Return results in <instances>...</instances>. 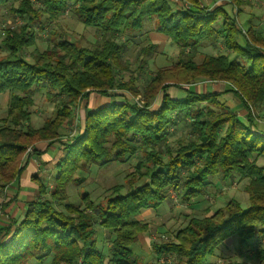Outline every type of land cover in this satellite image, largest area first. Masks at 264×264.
<instances>
[{
    "label": "trees",
    "instance_id": "16d2710c",
    "mask_svg": "<svg viewBox=\"0 0 264 264\" xmlns=\"http://www.w3.org/2000/svg\"><path fill=\"white\" fill-rule=\"evenodd\" d=\"M10 1L0 0V6H10V17L22 23L3 29L0 42L5 52L0 57V94L9 93L0 121V189L18 180L24 157L31 152L39 155L37 143L59 142L62 154L49 181L33 177L37 195L25 205L22 217L0 223V264L48 258L49 264H106L95 226L113 235L108 250L111 264H143L130 246L148 226L132 217L157 209L168 199L169 190L178 192L182 202H191L206 194L211 179L230 183L234 176L247 182L246 210L230 199L209 216L191 217L173 242L153 244L152 250L179 264H208L221 246L234 239L244 252L255 247L254 264H264V165L258 164L264 158V128L257 129V117L251 112L264 110L263 32L253 28L242 32L234 18L220 8L208 11L200 0H12V5ZM228 1L237 11L250 4V0ZM67 10L85 28L98 31L101 43L82 48L50 33L54 40L40 50L37 30ZM145 18L155 19L158 31L180 48L183 58L169 69H158L140 91L135 76L118 78L119 72L129 70V63L116 36L141 30ZM210 42L221 43L226 53L203 55L196 62L198 49ZM155 47L149 41L141 52L147 55ZM30 48L27 61L24 53ZM201 81L227 83L246 118L226 108L215 93L186 89L183 97L169 94ZM42 83L54 110L35 129L29 125L31 92ZM115 91L140 99L86 112L84 126L60 139V130L73 119V109L82 100L92 93L110 97ZM135 155L139 160L121 185L107 190L104 204L83 193L78 205L56 209L66 200L69 184L85 181L81 171L124 163ZM11 204L8 199L1 211L6 213Z\"/></svg>",
    "mask_w": 264,
    "mask_h": 264
},
{
    "label": "rangeland",
    "instance_id": "374dc122",
    "mask_svg": "<svg viewBox=\"0 0 264 264\" xmlns=\"http://www.w3.org/2000/svg\"><path fill=\"white\" fill-rule=\"evenodd\" d=\"M12 0L9 2L12 5ZM257 6V5H256ZM10 6H0V42L3 37V29L8 27H17L20 25V19L17 17L11 18L9 15ZM175 7V6H173ZM253 7V5H251ZM259 8V7H257ZM252 9V8H251ZM250 8L242 9L241 14L238 16L239 26L242 29H246L250 26L257 27V16L252 19L249 23H245L247 13L251 10ZM254 12L258 11L256 8L252 9ZM261 10V9H260ZM260 17H258L259 20ZM22 23V22H21ZM39 33V41L37 43L38 48L43 50L46 48L48 43H52L54 39H67L70 42H74L78 47L89 48L91 46L100 44L102 36L98 31L92 28H85L80 21L70 13L69 10L64 12V15L58 18L56 22L50 23L48 26H44L42 30H37ZM50 33H54L56 37L54 39L50 36ZM157 26H155L154 18H145L143 20L142 29L135 32H126L116 36L117 41L124 44L123 59L129 63L128 71L119 72V79L122 81L127 80L130 76L137 78V85L140 91L143 90L148 80L155 74L158 69H169L175 65L183 56L180 53V48L171 43L169 40L162 43L161 39H152V35L158 34ZM49 37V41H45ZM58 41L55 40L54 43ZM156 44L154 51H150L149 54H142V50L148 49V42ZM238 42L243 44V39L240 37ZM198 49L195 61L199 62L203 55L209 54L208 49ZM33 48L28 49L24 53V57L29 61V53ZM219 53L216 52V54ZM5 55L4 49L0 44V57ZM231 59H234V55H230ZM217 82H206L201 81L196 83L194 86L186 87L182 86L179 90V96L184 94L186 89L199 90L201 85H207V92L210 93V85H216ZM196 86V87H195ZM46 84L42 83L38 87L32 89V97L34 100V106L31 109L32 115L29 125L32 128H39L43 121L50 118L53 115L54 105L47 102L44 95L46 92ZM216 88V87H215ZM175 90H171L173 93ZM177 94V92H176ZM9 93L6 92L0 95V121L5 117L6 103L4 99L8 98ZM178 95V94H177ZM138 102L140 97L131 98L129 101ZM106 103V102H105ZM104 103V104H105ZM111 104V103H110ZM80 105V104H79ZM205 103L199 104V107H203ZM142 107V106H140ZM259 108L252 109V114L257 117V122L264 116L258 115ZM80 107L73 109V123H70L65 130H63L64 138H69L77 132V124L79 119ZM76 115V116H75ZM81 116V115H80ZM76 118L77 121H76ZM263 121V120H261ZM1 125V124H0ZM25 127V125H24ZM182 129L181 131H183ZM180 130L177 131L181 134ZM31 151V149H29ZM51 152V151H50ZM52 153H48L51 156ZM139 155H135L124 163H113L105 168L99 169L97 166H90L79 173L81 176H85V181L81 185L69 184L66 187L67 198L60 206H56V209L62 211V205L73 204L78 205L80 203L81 194L87 193L90 198L96 204H104L105 195L108 193L107 190L115 185H121L125 175L132 171L133 166L139 160ZM258 164L264 165V158L258 161ZM55 174V172H54ZM83 174V175H82ZM47 181L50 179V174L44 176ZM46 179L44 182H46ZM247 182L240 179L238 176H234L230 183H226L220 180L219 177L211 179V185L206 189V194L201 198H196L191 202H182L180 194L175 190L168 191V199L165 200L159 208L156 210L149 209L142 211L139 215L132 217V220H139L143 217L145 223L148 226V230L143 234V238L140 242L144 245L146 240L150 243L148 247L141 245L139 252L141 256H144L145 264H179L172 256H157L153 252V244L170 243L174 241L175 233L186 226L191 217L202 218L206 215L212 214L218 208L225 205L230 199H235L239 202L241 208L246 210L248 208V197L243 191V187ZM0 199H2L0 194ZM48 199V197L46 198ZM148 212V213H146ZM0 213L1 206H0ZM144 213L143 215H141ZM96 229V241L97 246L106 255V264H111L108 255L110 247V241L113 238L111 232L105 231L99 226H95ZM264 241V240H263ZM262 242V241H261ZM257 245V242H255ZM255 246V245H254ZM250 247L247 252L239 250L237 248L234 239L221 246L214 256H212L211 264H254L255 258L253 255V249ZM130 249L134 251L136 249V243L130 246ZM138 251V250H137ZM50 259H46L42 262H38L35 259L29 260L26 264H49Z\"/></svg>",
    "mask_w": 264,
    "mask_h": 264
},
{
    "label": "crops",
    "instance_id": "0c3cea01",
    "mask_svg": "<svg viewBox=\"0 0 264 264\" xmlns=\"http://www.w3.org/2000/svg\"><path fill=\"white\" fill-rule=\"evenodd\" d=\"M251 5H253V7H251ZM200 6L208 9V11H214L215 9H218V8L222 9L225 13H227V15H229L230 17H232L236 20V24L239 27V29L242 30V32H245L249 28H253V29L261 30L264 34V0H250V4L248 6L241 8L240 11H237L236 8L233 5H231L228 0H200ZM257 7H259V8H257ZM244 8H250V9L256 8L258 10V11L254 12L251 9L247 13L248 15H247L246 20H245V23H249L252 19H255V17L257 16V23H258L257 27L254 28V27L250 26L246 29H242L239 26L238 16H239V14H241L242 9H244ZM258 17H260L259 20H258ZM220 23H221V18H219L217 23L215 24L216 29L220 28ZM155 26H157L156 22H155ZM157 31H158V29H157ZM158 34H160V35H157V34L154 35L153 34L151 36L152 38L150 40L152 41V39L157 38V39H161L160 42H162V43H164L168 40V38L166 36H164L163 34H161L160 32ZM241 38L243 39V37H241ZM243 44H244V39H243ZM243 44H241V45H243ZM201 49L210 50V53L206 54V55H210V56L211 55L217 56L219 54L226 53V49L219 42L206 43L201 47ZM218 51H219V53L216 54V52H218ZM230 89H231L230 86L227 83H223V82H217L215 86L210 85V92L218 94L219 95V98H218L219 101L221 103H223V105L226 108H228L229 110L234 112L240 119L244 120L247 116V113H246L245 109L243 108L242 103L240 102V99L236 95H234V93ZM196 91L201 92V93L207 92V85H205V86L201 85L199 90H197V88H196ZM2 94H4V93H2ZM2 94H0V95H2ZM169 94L172 97L173 96L183 97L182 95L179 96L178 92H177L178 95L176 94V92H173V93L170 92ZM130 97L131 96L128 93L122 92V91L112 92L110 97L109 96H105V97L99 96L98 94H95V93L90 94L87 98H85L84 100H82L79 103L80 105L78 104V106L80 107V111H79V119L76 118V121L78 119L77 130L84 126V116H85L86 112L93 111V110L100 108V107H106V106L112 105L114 103H122L124 101H129ZM8 100H9V95H8L7 99L6 98L4 99V103H6L5 104L6 107H7ZM133 100H135V99H133ZM5 112H6V108H5ZM258 115L264 116V110L263 111L259 110ZM74 119L75 118H73L71 121L67 122L63 126V128L60 130V133H61L60 139L61 140L66 139V138H64L66 136L63 135V130H65V128L70 123H73ZM261 120H263V121H261ZM261 120L258 121L259 127L257 129H259V130L264 128V117L261 118ZM34 148L39 152V155L32 154L33 152H31L28 157L27 156L24 157L22 164L25 167H24L23 172L19 176L18 180L13 182L9 186H7L5 189H3V190L0 189V194L2 197V199H0V206L2 204L6 203V201H8V199L12 200V204L7 208L6 213H3V212L0 213V223H2V221L9 220V218H14L15 220H17V219L22 217L25 205L37 195V185H36L35 181L33 180V177H37L38 179L45 181L46 178L44 176L47 175L48 173L50 174V176L54 175V163L57 161V159L62 154L61 144L59 142L52 143V144H49L47 142H41V143H37L34 146ZM48 153H52V155L48 156ZM147 210H149V209H147ZM154 210H156V209H154ZM146 213H148V212H146ZM143 214L144 213H142L141 215H143ZM139 220L145 222L143 217L140 218ZM141 239H144L143 235L138 237L137 241L135 242L136 243V249L134 251H132V250L131 251L133 252L134 256L136 258H138V260L142 261L143 264H145L144 256H141L140 253H142V252H139V250H140L139 247L141 245H143L140 242ZM149 244L150 243L146 240V243H144L143 246L148 247ZM211 259L212 258H209L208 264L212 263ZM108 261H109V259H108Z\"/></svg>",
    "mask_w": 264,
    "mask_h": 264
},
{
    "label": "built area",
    "instance_id": "2783aa9c",
    "mask_svg": "<svg viewBox=\"0 0 264 264\" xmlns=\"http://www.w3.org/2000/svg\"><path fill=\"white\" fill-rule=\"evenodd\" d=\"M19 19V18H18ZM21 21V20H20ZM22 22V21H21ZM21 22L19 23V24H21ZM11 28H13V27H11Z\"/></svg>",
    "mask_w": 264,
    "mask_h": 264
}]
</instances>
